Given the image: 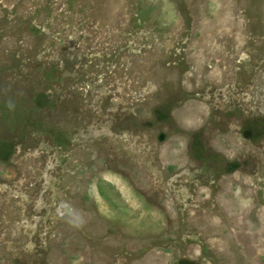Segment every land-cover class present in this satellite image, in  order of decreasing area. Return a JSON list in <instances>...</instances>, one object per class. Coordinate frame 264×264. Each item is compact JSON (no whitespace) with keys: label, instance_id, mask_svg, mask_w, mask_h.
Wrapping results in <instances>:
<instances>
[{"label":"rangeland","instance_id":"rangeland-1","mask_svg":"<svg viewBox=\"0 0 264 264\" xmlns=\"http://www.w3.org/2000/svg\"><path fill=\"white\" fill-rule=\"evenodd\" d=\"M0 264H264V0H0Z\"/></svg>","mask_w":264,"mask_h":264}]
</instances>
